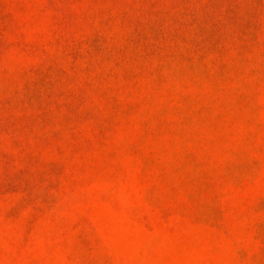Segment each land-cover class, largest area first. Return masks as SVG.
Instances as JSON below:
<instances>
[{
  "label": "rangeland",
  "instance_id": "1",
  "mask_svg": "<svg viewBox=\"0 0 264 264\" xmlns=\"http://www.w3.org/2000/svg\"><path fill=\"white\" fill-rule=\"evenodd\" d=\"M0 264H264V0H0Z\"/></svg>",
  "mask_w": 264,
  "mask_h": 264
}]
</instances>
